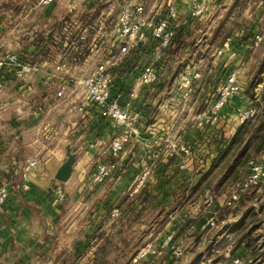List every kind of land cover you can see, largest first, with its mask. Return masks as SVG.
Masks as SVG:
<instances>
[{
    "label": "crops",
    "instance_id": "crops-1",
    "mask_svg": "<svg viewBox=\"0 0 264 264\" xmlns=\"http://www.w3.org/2000/svg\"><path fill=\"white\" fill-rule=\"evenodd\" d=\"M120 3L143 4L156 21L174 6L171 45L161 48L148 28L138 46L121 56L112 27H82L85 9L99 18L105 15L108 24L101 0L0 1V21L29 23L24 34L14 36L20 59H33L43 68L25 79L10 66L0 73V187L9 189L0 205V264H95L109 258L114 244L130 245L133 235L145 245L163 227L176 236L185 233L191 247L205 251L204 246L213 245L192 254V263L208 260L211 250L225 263L249 260L253 249L239 239L250 211L239 209L244 196L227 207L229 193L204 189L209 178L202 179L226 148V139L242 126L243 93L234 98L238 103H229L237 106L233 110L209 115L208 109L230 72H238L242 87L251 81L253 53L264 42V0H209L200 17L192 16L190 0ZM109 60L113 89L124 105L140 113L141 134L125 147L112 178L98 184L93 180L96 166L109 159L110 143L121 128L95 106L84 105L85 88L78 81ZM151 61L158 81L146 86L138 79ZM60 64L63 72L56 71ZM183 71L199 74L188 97L178 89ZM62 86L66 91L59 97ZM184 145L188 154L180 151ZM260 154L264 165V151ZM69 155L76 160L63 183L56 175ZM32 157L39 165L24 180L23 168ZM57 184L66 190L60 206L53 203ZM254 213L262 218L264 211ZM212 217L216 227L208 226ZM112 236H121L122 242ZM253 261L264 264V255Z\"/></svg>",
    "mask_w": 264,
    "mask_h": 264
},
{
    "label": "built area",
    "instance_id": "built-area-1",
    "mask_svg": "<svg viewBox=\"0 0 264 264\" xmlns=\"http://www.w3.org/2000/svg\"><path fill=\"white\" fill-rule=\"evenodd\" d=\"M55 0H44V2L52 3ZM120 6L119 13L112 27V33L115 38L116 45L121 56L129 55L145 37V29L153 30V38L159 42L161 48H167L175 38V31L172 27V21L177 19V9L174 6L167 8V17L156 21L146 15L145 6L143 4L129 5L120 3V0H112ZM209 0H190V12L193 17H200L208 9ZM262 40L260 36L256 38L259 43ZM6 66L12 67L15 76L20 79L31 77L42 72L43 68L38 61L33 59L21 60L17 54H0V73ZM113 63L111 60L100 64L91 76L78 81L85 88L84 105L95 106L100 115L113 121L121 128L119 135L115 136L109 149V159L100 161L93 175L94 182L102 184L107 182L118 169L119 159L128 145V143L139 137L141 134L140 119L141 115L137 111H132L128 105L122 103L120 95H117L113 89L115 75L112 70ZM65 65L60 64L56 67L57 72H63ZM199 74H189L186 71L180 73L178 89L188 97L193 91L194 80L198 79ZM138 81L146 86L154 85L158 81V70L156 63L151 61L143 70ZM2 85L0 84V89ZM66 87L62 86L58 92V96L65 94ZM241 91V85L238 78V72L232 71L219 88L218 97L208 109L209 115H216L223 110L232 100V98ZM255 109L246 110L240 113V123L243 125L246 121L257 117ZM180 151L188 154L189 149L184 145L180 147ZM39 165L37 157L27 160L22 177L27 180L31 171ZM264 182V165L261 162H251L247 172L243 174L239 180L233 183L229 192L225 205L233 207L237 201L254 187ZM54 205L60 206L66 199V190L62 184H57L53 188ZM9 197V189L7 186L0 187V205H3ZM209 227H216V219L212 217L208 221ZM147 252L140 254L145 257ZM233 264H245L244 260L237 258Z\"/></svg>",
    "mask_w": 264,
    "mask_h": 264
},
{
    "label": "rangeland",
    "instance_id": "rangeland-1",
    "mask_svg": "<svg viewBox=\"0 0 264 264\" xmlns=\"http://www.w3.org/2000/svg\"><path fill=\"white\" fill-rule=\"evenodd\" d=\"M0 1H7V0H0ZM10 1V0H9ZM17 1V0H16ZM101 9L104 13H109V22L108 24L106 21L104 22L103 18H105V15L102 18H99L98 14H95V12L87 11L84 6V12H83V28H89V29H98L97 25H108L109 27H113V24L116 20V16L119 13L120 6L117 2H114L112 0H101ZM72 15V14H68ZM29 23L26 22H10V21H0V54L1 55H12L17 54L19 55L20 50L16 48V43L14 36L17 35V32H22L23 34L26 32L28 28ZM21 56V55H20ZM24 61H26L25 56L22 57ZM264 60V42L260 45L258 50L253 53V69L251 71V79L253 76L257 73L258 68L260 67L261 63ZM263 80H264V73L262 74ZM249 83V82H248ZM249 85V84H248ZM248 85L242 87L240 93H243L244 98L241 100V107L243 109L241 110V113L245 112L249 109H255L257 111V117L255 119H251V126L253 127L255 124L258 123V116L263 114V104L264 101L259 100V95L264 91V84L259 85L255 89V100H250V98L244 94L245 90L248 88ZM236 96H239L238 94L235 95L232 100L230 101L236 104V100L234 101V98ZM238 103V102H237ZM228 104L227 110L230 111L236 108V105ZM240 118V117H239ZM257 144H254L250 147V149L245 153L244 156H240V145H237L233 149H231L228 153L226 162H224L223 165H221L220 168L216 169V171L212 174V176L208 179L207 182L204 183V189H208L209 187L215 189L216 192L220 194H228L232 188V185L235 180V172L238 174L240 173V176L242 177L245 172L248 171L250 163L255 161L259 162L258 159L261 154H259L256 158L253 157L255 154V146ZM238 158L239 162L235 166L234 172L230 174L226 179L223 180V173L225 172V167L231 165L232 160L234 158ZM253 157V158H252ZM240 177V178H241ZM262 184L254 187L247 193H244V197L242 198V201L238 203L240 210H246L249 209L248 212V219L245 223V226H247V229L244 230L241 235L239 236V239L243 237L247 232L250 233L247 239V244H251V248L253 249V257H251L249 260H244L245 264H256L254 263L253 259H255L257 256L264 255V223L262 225L261 219H264V214L262 218H258L256 214L254 213V210L264 211V188L261 186ZM254 209V210H253ZM232 210V209H231ZM229 210V211H231ZM254 213V214H253ZM262 225V226H261ZM261 226V227H260ZM169 229V228H168ZM166 229L163 227V229L157 231V235H152L149 239H147V243L145 245H140L137 242V239L135 236H129L130 237V245H113V251L109 258H101L100 261H104L105 264H230L229 262H224V258H217L214 252L211 250V257H209L208 260H202L198 262H191L192 254H203L206 251H208L209 248L212 247H205V251L202 246L197 247H191L192 245L189 242L188 236H185V233L183 235L176 236V231L173 229ZM260 229V230H259ZM240 232V231H238ZM100 239L104 238L105 235H99ZM255 236L256 238L254 239ZM154 238H157V240L154 242ZM112 239H114L115 243L122 242V238L120 237H114L112 236ZM218 247V246H217ZM207 248V249H206ZM249 248V249H251ZM214 250L217 251V248L214 247ZM147 252V255L143 258H138L137 255ZM199 251V252H198ZM201 251V252H200ZM125 253V254H124ZM208 253V252H207ZM150 257V258H149ZM128 259V260H127ZM242 259V258H241ZM245 259V258H243Z\"/></svg>",
    "mask_w": 264,
    "mask_h": 264
},
{
    "label": "trees",
    "instance_id": "trees-1",
    "mask_svg": "<svg viewBox=\"0 0 264 264\" xmlns=\"http://www.w3.org/2000/svg\"><path fill=\"white\" fill-rule=\"evenodd\" d=\"M264 73V60L261 63L260 67L258 68L257 73L253 76L251 81L249 82L248 88L245 90L244 94L247 95L250 100H255V89L259 86L264 84V80L262 77V74ZM259 100L264 101V91L259 95ZM228 106V105H227ZM227 106L225 108H227ZM261 115L258 116V123L255 124L253 127L251 126V120L246 121L236 132V134L231 137L230 139H226V148L221 150L220 155L218 156V159L215 163V165L211 168L210 172L206 174L202 182H205L208 178L212 176L214 171L221 167V165L226 162L228 153L231 149L236 147L237 145H240L241 148L239 149L240 156H244L245 153L250 149L251 146L254 144H257L254 148L255 154L253 155L254 158H256L260 153L264 151V104L262 109ZM252 157V158H253ZM239 159L236 157L234 160H232L231 165L225 167V172L223 173L224 177L223 180L226 179L230 174L234 172L235 166L238 164ZM235 180L239 179L240 173H236ZM250 233H246L243 235L241 240L247 241L248 236ZM248 248H251V244L246 245ZM105 252V250H103ZM103 258V257H102ZM103 260V259H101ZM95 264H105L104 261H96Z\"/></svg>",
    "mask_w": 264,
    "mask_h": 264
},
{
    "label": "water",
    "instance_id": "water-1",
    "mask_svg": "<svg viewBox=\"0 0 264 264\" xmlns=\"http://www.w3.org/2000/svg\"><path fill=\"white\" fill-rule=\"evenodd\" d=\"M75 160H76L75 156L69 155L67 161L61 166V168L59 169L56 175V179L58 181L64 183L69 180L73 171Z\"/></svg>",
    "mask_w": 264,
    "mask_h": 264
}]
</instances>
